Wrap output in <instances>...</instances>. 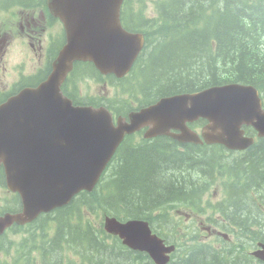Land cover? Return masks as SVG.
I'll list each match as a JSON object with an SVG mask.
<instances>
[{
    "label": "trees",
    "instance_id": "1",
    "mask_svg": "<svg viewBox=\"0 0 264 264\" xmlns=\"http://www.w3.org/2000/svg\"><path fill=\"white\" fill-rule=\"evenodd\" d=\"M165 16L166 23L160 26L158 36L165 43L159 57L163 62L159 64L152 88L161 91L159 96L178 89L194 91L220 85L226 81V76L221 74L223 69L244 80L254 76L255 67H262L255 52L257 46L264 47V0H176ZM169 19L172 26L168 25ZM209 43L216 45L215 57L209 56ZM157 62L153 60L154 64ZM248 151L245 157L223 165L226 176L233 179L229 187L231 207H242L233 215L232 209L229 213L245 224L254 210L263 213L260 208L264 201L259 202L256 194L264 185V141ZM183 159L171 146L130 151L116 172V179L108 183L107 193L103 190L81 193L69 206L55 213V229L40 238L43 239L38 249L41 264H150L145 258L126 254L90 215L96 214L98 218L103 213L119 219L144 217L149 211L179 202L177 197L187 194L197 183L191 176L185 179L182 175L199 174L210 180L214 168L210 155L201 163L187 159L182 162ZM239 178L243 183L236 182ZM255 225L254 235H258V224ZM260 240L264 242V237ZM237 262V257H232L228 264ZM182 263L221 264L207 250L194 247L186 257L170 264Z\"/></svg>",
    "mask_w": 264,
    "mask_h": 264
},
{
    "label": "water",
    "instance_id": "2",
    "mask_svg": "<svg viewBox=\"0 0 264 264\" xmlns=\"http://www.w3.org/2000/svg\"><path fill=\"white\" fill-rule=\"evenodd\" d=\"M91 1L95 5V27L92 30L94 34L90 33L89 35L86 32L81 37V30L74 29L73 42L77 43L78 40L79 44L93 42V50L90 48L88 52L78 57L92 59L97 66L111 65L113 67L114 61L122 63L121 57L118 56L121 50L110 39L105 41L106 36L96 35L99 26L104 25L99 11L101 0ZM99 15L100 20L95 21ZM98 48L100 50H97ZM65 70L63 69L61 73L64 74ZM48 83L41 85L36 90H25L12 101L0 107V131L5 132L0 133V160L4 163L7 184L10 188L18 190L25 199V214L29 217L52 206L68 202L73 194L81 190H90L98 180L104 162L114 145L113 142L105 152L102 151L104 142L110 136L109 130H112L104 121L97 122L102 119L108 120V116L103 111L90 112L72 108L67 101L60 97L58 91L50 85L51 83ZM217 91L209 92L215 94ZM210 94L207 93L206 96ZM224 95V101H227L232 92L224 93ZM169 101L173 102L172 106L177 102L176 99ZM184 106L182 101L178 107H172V115L178 117L177 108ZM252 110V107H248L249 114L252 113ZM71 119L75 121L76 129L78 127L81 129L82 124L89 126V130L84 132L87 137L85 145L82 144L83 151L78 152L67 145L64 150L68 151L59 153L56 164L46 167L43 161L44 156L40 154L44 147L43 142H55L57 135L53 134L62 130ZM137 127L138 125L132 126L130 130ZM60 133L58 135L63 136ZM30 135L31 139L38 144L39 152H34L32 157H28V160L32 161L29 163V167L24 168V154L16 146L18 144V147H21L22 136L27 139ZM215 135L217 134L211 128L210 133H204L203 137L209 142L215 139ZM217 140L226 143L224 139L218 138ZM64 146V143L56 146L55 151H60ZM51 158L54 159L52 156ZM105 229L111 233L118 232L130 247L147 250L157 264L164 262L160 241L150 236L145 223L129 221L120 224L114 218H105ZM262 252L264 253V250ZM261 257L264 259L263 255Z\"/></svg>",
    "mask_w": 264,
    "mask_h": 264
},
{
    "label": "rangeland",
    "instance_id": "3",
    "mask_svg": "<svg viewBox=\"0 0 264 264\" xmlns=\"http://www.w3.org/2000/svg\"><path fill=\"white\" fill-rule=\"evenodd\" d=\"M261 43H263V42H261ZM257 59H259V60H257V62L259 64H263L264 63V57H260V58H257ZM156 60L159 61V62H163L162 60H160L158 58H156ZM253 70L254 71L256 70V72L254 73V76H253L254 79H256L257 76H259L260 79L262 78V80L264 79V73L261 71L260 68H254ZM222 71H224V69ZM257 73H258V75H257ZM92 86H93V88H95V90H97V88H98L97 87L98 86L97 83H95V86L92 84ZM110 93H113V91L111 90ZM221 167H222V169H221V173H222L224 171L223 165H221ZM260 170L263 171L262 168ZM182 176L186 177L187 175H182ZM191 177H192V179L194 181H204V180H206L205 178H201V176L197 177V176H192L191 175ZM185 179H187V178H185ZM228 179L231 180L230 178H228ZM262 187H263V189L261 188L260 191L256 195L258 196V198H261V200L264 201V185ZM217 197H218V195H214V199H212V201H215V199ZM237 207L238 206H235V209H232L231 215L235 214L238 211V209H239V211H241L242 207L240 205H239L238 208ZM253 217H257L255 213L250 215V217L248 218V223L247 224H245L243 222H240L239 220L237 221L239 237L241 239H252L253 237H255V239H258V238H261L262 236H264V220H261L258 217L257 218H253ZM250 223H252V224L257 223L258 224V226H257V229L259 230L258 231V235H256V234L254 235L252 233L251 229L252 228L256 229V228L253 227V226H249ZM217 245H218L220 251H222L224 253H227V254H233L235 256L234 258H236V257L241 258L242 264H253V262L249 259L250 258L249 254L244 253V252L235 253V252H233L231 250L229 245H227L226 243L220 242V241L217 242ZM194 248H196V247H194ZM188 250H190V248ZM182 251H184V250H182Z\"/></svg>",
    "mask_w": 264,
    "mask_h": 264
},
{
    "label": "bare ground",
    "instance_id": "4",
    "mask_svg": "<svg viewBox=\"0 0 264 264\" xmlns=\"http://www.w3.org/2000/svg\"><path fill=\"white\" fill-rule=\"evenodd\" d=\"M181 1V0H180ZM192 1V0H191ZM251 1H255V0H251ZM182 3V2H181ZM219 4V3H218ZM228 4V3H227ZM233 6V5H232ZM176 7V6H175ZM222 8V7H221ZM175 11V10H174ZM233 12V11H232ZM178 16V15H177ZM189 16V15H188ZM191 16V15H190ZM185 20V19H184ZM196 20V19H195ZM248 20V19H247ZM187 21V20H186ZM191 21V20H190ZM216 22V21H215ZM247 24V23H246ZM255 24V23H254ZM227 27V26H226ZM242 29V28H241ZM239 31V30H238ZM217 34V33H216ZM202 38V37H201ZM252 49V48H251ZM248 54V53H247ZM162 55V54H161ZM155 63V62H154ZM205 63V62H204ZM220 63V62H219ZM217 64V63H216ZM202 65V64H201ZM256 68V67H255ZM208 72V71H207ZM211 72V71H210ZM216 72V71H215ZM171 86V85H170ZM163 97V96H162ZM172 154V153H171ZM171 157V156H170ZM171 159V158H170ZM232 162H230V163H228V164H231ZM226 169H224V171L222 172L223 173V175L226 177V178H228L227 176H226ZM165 175V174H164ZM195 176H199V174H195ZM214 177V175H212V178ZM253 177V176H252ZM211 178V179H212ZM205 179H207V178H205ZM231 180H232V182L231 183H233V179L232 178H230ZM166 180V179H165ZM258 183V182H257ZM262 189H263V187H261ZM257 191H260V190H257ZM143 210V209H142ZM148 211V210H147ZM254 218V217H253ZM262 237H264V236H262ZM261 237V238H262ZM252 240H260V238H258V239H255V237H253L252 238ZM260 242H262L261 240H260ZM264 243V242H263ZM97 244V243H96ZM95 247V246H94ZM197 249H198V247H196ZM101 249H103V248H101ZM191 251V248H190V250H188V249H184V251H182L178 256H176L175 258H174V260L173 261H175V260H177L178 258L181 260L183 257H186L187 256V254H189V252ZM110 252V251H109ZM95 254V253H94ZM99 255V254H98ZM98 255H97V257H98ZM250 256V255H249ZM119 257V256H118ZM119 259H120V257H119ZM196 259V258H195ZM194 259V260H195ZM198 259V258H197ZM125 260V259H124ZM123 260V261H124ZM97 261V260H96ZM102 261V260H101ZM106 261V260H105ZM121 261V260H120ZM237 264H242V262H241V258H239V257H237ZM193 262V261H192ZM121 263V262H120ZM97 264V263H96ZM183 264V263H182ZM185 264V263H184Z\"/></svg>",
    "mask_w": 264,
    "mask_h": 264
},
{
    "label": "flooded vegetation",
    "instance_id": "5",
    "mask_svg": "<svg viewBox=\"0 0 264 264\" xmlns=\"http://www.w3.org/2000/svg\"><path fill=\"white\" fill-rule=\"evenodd\" d=\"M60 36H62V34L61 33H58V32H56L55 33V35L53 36V39H52V41H51V43H50V47H53V46H55L57 43V40H58V38H60ZM3 40V39H2ZM2 40H0V52H1V49H2ZM53 40H55V41H53ZM4 41V40H3ZM63 41H64V36H63V40H62V42L60 43V44H62L63 43ZM4 92L5 91H7V90H3ZM9 93H11V92H9ZM8 97V96H7Z\"/></svg>",
    "mask_w": 264,
    "mask_h": 264
}]
</instances>
